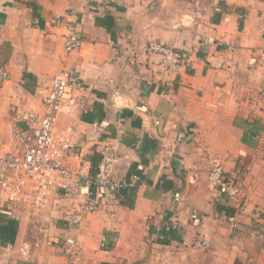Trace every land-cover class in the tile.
Segmentation results:
<instances>
[{"label": "crops", "instance_id": "obj_1", "mask_svg": "<svg viewBox=\"0 0 264 264\" xmlns=\"http://www.w3.org/2000/svg\"><path fill=\"white\" fill-rule=\"evenodd\" d=\"M71 32L82 44L66 51ZM150 41L183 57L163 83ZM0 62L10 71L0 84L1 149L15 107L42 110L43 89L65 69L85 85L81 105L57 117L58 130L71 128L68 165L92 176L112 145L114 177L139 176L90 213L72 180L40 210L16 206L5 215L17 232L0 243V264H64L67 235L82 245L78 264H264V240L236 258L253 241L241 230L250 218L208 183L206 153L222 157L239 185L240 163L264 147V0H0ZM245 119L256 125L252 144L241 139Z\"/></svg>", "mask_w": 264, "mask_h": 264}, {"label": "built area", "instance_id": "obj_2", "mask_svg": "<svg viewBox=\"0 0 264 264\" xmlns=\"http://www.w3.org/2000/svg\"><path fill=\"white\" fill-rule=\"evenodd\" d=\"M213 42V38H208ZM82 39L77 33H69L64 40L66 51H72L81 46ZM225 50L231 55L234 44H228ZM146 51L157 53V76L162 83L183 68V57L168 43L150 41ZM10 78V72L0 64V84ZM85 85L72 71L63 70L54 74L50 86L43 89L41 97L42 110L22 107L15 113L11 129V140L14 145L10 149L0 151V213L7 215L16 206L26 204L32 210L44 208L49 197L58 189L68 193L67 181L82 182L84 201L82 209L94 212L99 207L100 197L111 190H118L139 180L136 174L130 181L116 179L114 166L117 162L115 147L105 145L101 150V159L96 173L92 176L86 169H74L67 163L71 148V128L57 130L56 120L59 113L72 111L80 105V90ZM83 97V96H82ZM84 106L81 107L85 111ZM155 119V124L159 123ZM208 160L207 179L214 189H222L230 197L240 195V188L224 173L221 157L206 149ZM179 198V193H174ZM252 237L264 240V228L257 226L251 229ZM62 251L66 257L64 264H78L82 254V245L71 236H65ZM196 245L207 247L206 242Z\"/></svg>", "mask_w": 264, "mask_h": 264}, {"label": "rangeland", "instance_id": "obj_3", "mask_svg": "<svg viewBox=\"0 0 264 264\" xmlns=\"http://www.w3.org/2000/svg\"><path fill=\"white\" fill-rule=\"evenodd\" d=\"M71 33H77V32H71ZM78 35H80V34H78ZM80 37H81V35H80ZM81 39H82V37H81ZM0 64H3V63L0 62ZM3 66H5L6 69L8 70V68L5 64H3ZM63 70H65V69H63ZM63 70H61V71H63ZM61 71H59V72H61ZM8 72H10V71L8 70ZM156 75H157V70H156ZM2 83H4V82H2ZM49 86H50V84H48L46 87L48 88ZM43 94L44 93L41 94V97ZM78 103H79V105H81L80 100H78ZM22 107H23L22 105L21 106L17 105V107H15V111H17L18 109H20ZM56 123H57V120H56ZM68 128H70V127H68ZM56 129H57V127H56ZM10 136H11V133H10ZM12 145H14V143L10 139V143H9L7 149H10L12 147ZM3 150L4 149L0 148V151H3ZM211 152L213 154H215V152H213L212 150H211ZM255 154H256V159H251L250 161H248V163L244 162V163H240V165H239L240 171H239V177L238 178H239L240 195L234 198V204L236 205V209L241 214L247 215L250 218L251 226H248V228L243 227L241 230H242L243 234H245V236H248L253 241L251 244L249 242H247L245 244L242 243V247H243L242 248V250H243L242 254L238 252V255L236 256L238 261L242 260L245 257L244 252H247V250H249L248 248H251V247L254 248L255 247V245H254L255 240L256 241L259 240L255 237H252V235L250 234L251 229H253L254 227H257V226H262L264 228V224L260 222V220L264 221V147L261 150H258L257 152H255ZM216 155H218V154H216ZM246 177H247V179H246ZM255 244H256V242H255ZM132 262H133L132 260H130V261L126 260L125 264H136L135 263L136 261H134L133 263Z\"/></svg>", "mask_w": 264, "mask_h": 264}, {"label": "trees", "instance_id": "obj_4", "mask_svg": "<svg viewBox=\"0 0 264 264\" xmlns=\"http://www.w3.org/2000/svg\"><path fill=\"white\" fill-rule=\"evenodd\" d=\"M243 122L245 125L250 126V127L247 128L242 134L243 135L241 138L242 142L245 144L246 143L252 144V143H249L248 136H255L254 134L257 133L256 125L254 124V122L251 123L247 119H245ZM219 209H222V208H219ZM0 219H1L0 220V243L1 244L13 243L15 236H16V232H17V222L11 218L0 217Z\"/></svg>", "mask_w": 264, "mask_h": 264}]
</instances>
